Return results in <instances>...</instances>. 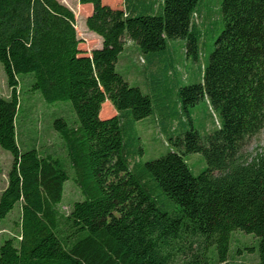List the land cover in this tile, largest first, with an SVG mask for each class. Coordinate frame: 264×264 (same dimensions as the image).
<instances>
[{"label":"trees","instance_id":"trees-1","mask_svg":"<svg viewBox=\"0 0 264 264\" xmlns=\"http://www.w3.org/2000/svg\"><path fill=\"white\" fill-rule=\"evenodd\" d=\"M78 1L102 40L90 55L80 48L74 12L59 0H0V62L11 89L0 95V147L13 156L0 227L21 203V237L0 243V264H243L231 257L234 231L258 239L256 264H264V151H248L264 129V0H222L223 29L202 80L179 89L189 120L206 95L220 128L202 136L191 122L168 136L175 151L133 165L130 123L152 115L153 103L117 71L125 42L163 73L169 40L186 39L187 55L199 60L203 0ZM21 82L49 103H71L76 119L54 122L70 167L62 156L20 146ZM106 101L117 113L103 118ZM158 122L168 127L165 117ZM189 153L206 159L197 176ZM71 178L83 200L63 215ZM156 188L180 209L163 210Z\"/></svg>","mask_w":264,"mask_h":264},{"label":"rangeland","instance_id":"rangeland-1","mask_svg":"<svg viewBox=\"0 0 264 264\" xmlns=\"http://www.w3.org/2000/svg\"><path fill=\"white\" fill-rule=\"evenodd\" d=\"M69 7L75 14L76 31L81 40L80 48L86 53L93 49L101 48V37L90 31L86 26V19L90 15L89 6L81 5L78 0H59ZM113 7H122L123 0H104ZM202 16L198 15L197 20L202 30L200 35L201 55L199 60H194L186 53V39H173L168 41L169 58L167 60V72L163 73L150 69L148 61L144 62L133 41L127 39L125 49L121 53L117 63V71L121 73L133 86L141 88L144 94L151 97L153 103V113L149 117L135 121L131 124L130 135L126 136L130 146L137 151L132 155V165L135 161L147 162L166 155L175 148L168 142L171 134L182 135L191 129L192 126L204 136L215 132L221 126L219 113L212 108L207 96L189 108V118L182 110L179 89L182 86L199 83L202 80L205 68L208 65L210 55L214 50L216 40L223 29L222 22V0H203ZM203 20V22H202ZM203 23V25H202ZM20 109L17 117V140L26 150L37 147L42 154H52L64 160L67 156L64 152L62 140L56 133L54 122L60 117L68 121L76 119V114L70 102L58 101L47 102L40 92L26 88V84L21 82ZM0 95L9 97L11 89L8 86L4 67L0 62ZM101 115L103 118L116 114V109L109 101L103 105ZM162 113V115H161ZM175 114L172 118V115ZM160 117H165L168 127L161 129ZM264 151V129L253 138L248 146V151ZM136 156V157H134ZM184 158L192 173L197 176L207 169L208 165L205 157L200 153L185 154ZM68 160H66L67 162ZM13 162L12 154L0 147V194L7 186L8 173ZM67 166L68 165L67 162ZM156 198L159 206L170 213L177 212L179 205L168 198L160 188H156ZM83 200L81 189L71 178L64 184V195L59 211L63 215H68L76 201ZM21 203L8 214L0 227V243L11 237H21ZM215 253V249L213 248ZM231 257L234 261H243V264H256L258 261V239L253 234L243 231H234L232 234Z\"/></svg>","mask_w":264,"mask_h":264},{"label":"crops","instance_id":"crops-1","mask_svg":"<svg viewBox=\"0 0 264 264\" xmlns=\"http://www.w3.org/2000/svg\"><path fill=\"white\" fill-rule=\"evenodd\" d=\"M91 10V9H90ZM89 55L91 54V52L90 53H88Z\"/></svg>","mask_w":264,"mask_h":264}]
</instances>
